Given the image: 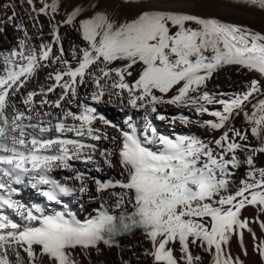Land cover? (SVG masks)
Instances as JSON below:
<instances>
[{
  "label": "snow or ice",
  "instance_id": "snow-or-ice-1",
  "mask_svg": "<svg viewBox=\"0 0 264 264\" xmlns=\"http://www.w3.org/2000/svg\"><path fill=\"white\" fill-rule=\"evenodd\" d=\"M232 2L264 11V0ZM9 27L17 39L0 51V264H93L105 248L131 253L120 264H245L232 250L235 240L248 255L245 233L264 264L253 228L264 234V30L163 0H119L111 11L103 0H0V35ZM225 68L247 77L231 95L210 87ZM41 72L47 83L29 87ZM108 104L143 111V131L131 115L127 129L106 118L98 106ZM153 119L204 135L161 134ZM14 185L65 210L28 206ZM64 197L100 203L80 218ZM137 234L139 245H122Z\"/></svg>",
  "mask_w": 264,
  "mask_h": 264
},
{
  "label": "bare ground",
  "instance_id": "bare-ground-1",
  "mask_svg": "<svg viewBox=\"0 0 264 264\" xmlns=\"http://www.w3.org/2000/svg\"><path fill=\"white\" fill-rule=\"evenodd\" d=\"M119 0H103L104 6H106L110 11L114 8H116ZM155 6H161L160 4H156ZM163 6H170L177 10H183L188 12H193L199 15L203 16H214L220 18L222 21L231 22L234 24L242 25V26H248L254 30H264V11H260L255 7H247L238 5L232 2V0H210V2H205V0H163ZM136 11L134 8H125L121 7L119 8L120 13H128L131 14L132 12ZM45 31H47V24L45 25ZM63 31V30H62ZM73 33H68L65 39V45L66 47L68 44L74 39ZM17 39V34L9 27L7 31V35H0V51L8 50L11 47L14 46ZM47 71V70H45ZM247 77L241 76L236 74L231 68H225L221 70V72L218 74L217 78H214L213 82L210 84V87L215 88V86H219L218 91L226 92L228 95H231L232 92L236 89H238L242 82L245 81ZM47 83V81L44 79V72H41L39 81H33L30 83L29 87H35L38 88L40 85ZM107 108H110L113 110L114 115L118 117L119 123H115L119 125L121 128L127 129V124H125V120L129 115L133 117L134 122L138 126L139 131H143V127L145 124V121L143 119L144 113L143 111H137L134 109H130L128 107H124L123 110H121L120 107L114 106L112 104L108 105H101L98 106V110L103 113ZM58 111V110H56ZM161 111H165L167 114H176L180 110L175 109L173 107L167 106L164 109H161ZM207 119L208 117H204ZM154 125L157 127L158 131L161 134L165 135H176V134H188V133H195L204 135V132L202 129H199L198 127L193 126L192 128H185L179 123H177L175 126L170 125L164 121H158L153 119ZM110 133H115V130L108 129ZM103 146L106 148H111L112 145L107 142H102ZM75 167L83 170L88 171L87 168L80 164L76 163ZM119 170H106L107 174L111 175H117L116 172ZM91 176L96 177H103L104 174L90 172L88 173ZM54 175L57 178H61L63 175H65L64 172H56ZM68 175H71L68 173ZM18 189V194L14 197L17 200H20L22 203H25L28 206H31L33 204H37L41 207H44L47 209L49 213L52 211H64L65 208L63 205H56L52 204L44 197L39 195V193L32 189L30 186H26V188H20L17 185H14ZM64 199V204L68 206V209L72 212H75L78 214L80 218H84L88 216L90 213H93L95 209L99 207V201H92L89 200L87 197L84 198H76L71 197L68 199ZM83 206V207H82ZM245 215L248 217H251L253 215V210L249 209L245 212ZM254 230L256 231L258 236H264L260 232V229L257 226H253ZM142 239L141 236L138 234L133 237H124L121 238L122 245H130V244H138L139 241ZM244 244L247 247L248 255L244 256L239 250L237 242L234 240L232 244V250L234 254L239 255L241 259L245 261V264H262L260 257L253 252V241L251 237L245 233L244 236ZM136 251H140V248L138 247ZM122 254H125L127 257L131 255V253L128 252H121L119 249H107L105 248L104 252L102 254H96L93 251V264H115L113 256L116 258H120ZM120 263V262H119Z\"/></svg>",
  "mask_w": 264,
  "mask_h": 264
},
{
  "label": "rangeland",
  "instance_id": "rangeland-1",
  "mask_svg": "<svg viewBox=\"0 0 264 264\" xmlns=\"http://www.w3.org/2000/svg\"><path fill=\"white\" fill-rule=\"evenodd\" d=\"M105 115L106 118H108L109 120H111L113 123H119V119L118 117H116V115H114L113 110L110 108H107L105 111H103V113ZM116 174L118 175V172H116ZM109 175V174H107ZM111 175V174H110ZM103 178H107L106 176L103 175ZM124 256V258H128L125 254H122ZM121 257V256H120ZM114 262L115 264H120V258H116L115 256H113Z\"/></svg>",
  "mask_w": 264,
  "mask_h": 264
}]
</instances>
